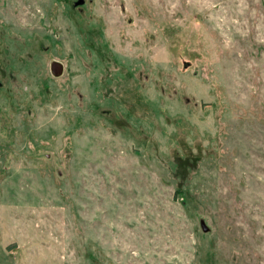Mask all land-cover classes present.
I'll list each match as a JSON object with an SVG mask.
<instances>
[{"label":"rangeland","instance_id":"rangeland-1","mask_svg":"<svg viewBox=\"0 0 264 264\" xmlns=\"http://www.w3.org/2000/svg\"><path fill=\"white\" fill-rule=\"evenodd\" d=\"M0 264H264V0H0Z\"/></svg>","mask_w":264,"mask_h":264},{"label":"water","instance_id":"water-1","mask_svg":"<svg viewBox=\"0 0 264 264\" xmlns=\"http://www.w3.org/2000/svg\"><path fill=\"white\" fill-rule=\"evenodd\" d=\"M54 63H56V64H57V62H54Z\"/></svg>","mask_w":264,"mask_h":264}]
</instances>
